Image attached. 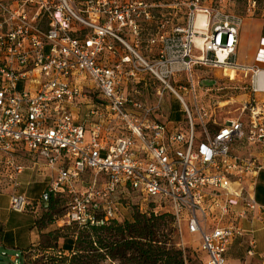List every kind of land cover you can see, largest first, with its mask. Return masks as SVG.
<instances>
[{
  "label": "built area",
  "instance_id": "2783aa9c",
  "mask_svg": "<svg viewBox=\"0 0 264 264\" xmlns=\"http://www.w3.org/2000/svg\"><path fill=\"white\" fill-rule=\"evenodd\" d=\"M204 3L0 0V153L11 160L28 150L54 172L32 201L18 191L23 168L13 165L11 211L46 210L53 195L66 198L62 222L99 226L118 218L113 196L129 188L150 198L154 213L171 214L179 231L198 234L205 264H228L240 221L256 209L251 177L264 167L254 155L264 152V37L251 66L237 63L245 14ZM248 3L247 14L257 10V0ZM202 69L251 74L238 115L217 121L227 101L205 111L215 85H202ZM166 91L181 105L184 131L155 118ZM84 97L100 102L88 127L76 112ZM4 257L24 264L21 251L0 245Z\"/></svg>",
  "mask_w": 264,
  "mask_h": 264
},
{
  "label": "rangeland",
  "instance_id": "374dc122",
  "mask_svg": "<svg viewBox=\"0 0 264 264\" xmlns=\"http://www.w3.org/2000/svg\"><path fill=\"white\" fill-rule=\"evenodd\" d=\"M249 0H205L206 5L210 6H224L225 8L234 10L236 12L241 13L245 17L243 19V25L241 27L240 33V42H239V51L237 52V63L242 65H249L253 60H251L252 50L254 47V37H256L261 29H264V0H257V10L246 13V9L248 7ZM249 31V32H248ZM248 32V33H247ZM253 36V37H252ZM197 78L200 79L202 85L209 86L213 83V80L216 82L215 89L211 92V94L203 96V104L205 106H209V108H205V111L210 115L212 112V106L217 105L219 102L227 101L221 110L216 111V119L217 121H224L226 118L234 117L238 115V108L241 103L245 100L246 94L249 89V82L251 74L247 75L244 72H236L231 69H226L225 73L230 76V80L228 77H224L220 70H199L197 71ZM91 96L93 100H98L99 96L96 91H91L87 94ZM168 101V102H167ZM201 103L200 96H198V104ZM174 111L176 114L184 118V114L181 110L180 103L175 99L174 95H170L168 91L164 93V99L161 104V113H156L155 118L160 120L161 122H165L164 116L168 114L170 110ZM195 114V112H193ZM209 118L206 119L208 122ZM184 125V121L182 123ZM185 127V125H184ZM14 162L16 164H20L24 167L23 175L21 176H30L34 180L42 178L41 175L36 171V166L33 167V160L31 157L20 153L15 155ZM39 167V162L36 163ZM32 168V169H29ZM12 168L10 165L6 164L5 159L0 156V202H5L8 200V196L13 191L12 183L8 178V174H10ZM52 170L46 172L45 179H48ZM42 180V179H41ZM83 184H87L90 180V176L86 175L83 178ZM27 181V180H26ZM37 183L32 184L28 188L22 186V190H24L28 196L37 197V194H34V191H37L39 185H43L42 181H37ZM62 199V198H61ZM113 201L117 204L118 219H131L132 215L140 210H145L150 207L151 199L145 197L144 194L131 190L129 188H119L117 192L113 196ZM65 202L66 198H63L60 203L56 204L55 207L47 212L46 210L39 209L37 215H35L37 220V227L39 229V233H37V241L38 245L34 247V252H28L24 256V264H69V261L73 254L77 253L76 256H79V252L77 248L73 251H64L61 247L64 238H72L75 239L76 235L79 233V230L70 227V225L62 222L63 215L65 213ZM13 212V211H12ZM16 213V212H15ZM25 214V213H19ZM31 214L30 211L27 212V215ZM251 213L249 212L245 218V226L249 229H255L256 225L251 224L250 222ZM210 225V223H209ZM177 234L174 236L171 235L172 240L176 241L178 244H183L186 249L187 258L185 260V264H205L204 256L197 249L198 240L195 239V236H190L186 231H179L177 229ZM248 233L250 236H254L256 240V256L258 258L260 255L259 252L264 251V238L261 237L260 233L257 231ZM165 234H168V231H164ZM78 245H76L77 247ZM80 246L85 247L87 249L86 252H80L82 255L77 257L72 264H83V262H89L91 264H118L117 261L105 257L102 258L95 250H92L87 243V240L84 237L80 238ZM50 247V248H49ZM237 242L231 247V253H236ZM8 255H13L16 251L20 252V248H14L11 246L5 247ZM0 264H13L7 257H4Z\"/></svg>",
  "mask_w": 264,
  "mask_h": 264
},
{
  "label": "trees",
  "instance_id": "16d2710c",
  "mask_svg": "<svg viewBox=\"0 0 264 264\" xmlns=\"http://www.w3.org/2000/svg\"><path fill=\"white\" fill-rule=\"evenodd\" d=\"M171 109L170 105V111L174 114L172 118L176 120L171 121L170 128L184 131L182 122L177 121L179 115ZM61 200V198L51 195L48 200L47 212ZM36 223V219L25 216L24 220L18 224L19 228L16 231L11 230V226L7 227L0 232L1 245L20 248L25 256L36 247H29L25 243V231L31 227H37ZM70 227L79 230V233L73 234L76 235L75 239L64 238L61 247L64 251H73L77 248L79 256H76L77 253L73 254L69 264L82 255L80 252L87 251L85 247L80 246L81 237H84L89 247L102 258L109 257L117 261L118 264H185L187 258L186 249L180 248L179 244L171 238L172 234L174 236L177 234L172 215L154 213L152 204L147 209L134 213L131 219L112 218L99 226L80 227L77 224H70ZM165 230L168 231V234L164 233ZM76 245L78 246L76 247ZM83 264L91 263L83 262Z\"/></svg>",
  "mask_w": 264,
  "mask_h": 264
},
{
  "label": "crops",
  "instance_id": "0c3cea01",
  "mask_svg": "<svg viewBox=\"0 0 264 264\" xmlns=\"http://www.w3.org/2000/svg\"><path fill=\"white\" fill-rule=\"evenodd\" d=\"M240 33H241V29L239 31V42H240ZM262 37H264V29H261L260 33L256 37H254V39H253L254 47H253L252 55H251V60H253V61L248 66H251L253 64V62H254V58H255L256 52H257V50H258V48L260 46V39ZM238 51H239V44H238V48H237V52ZM213 70H215V69H213ZM235 72L237 74V72H242V71L238 70V71H235ZM221 73H222V71H221ZM222 75H223V73H222ZM228 76L229 75H227V77ZM214 83H216V82L213 80V83L211 85H213ZM247 95L248 94H246V97H247ZM258 97L260 99H264V94H259ZM98 102L92 101L90 99V97H84V98H82L79 101L80 107H79L78 110H76V112L78 113L77 118L79 119V121L81 123L85 124L87 127H88V124L90 123V121L95 119V118H93L92 116L89 115V110L91 109V107L93 105L97 106ZM99 104H100V102H99ZM173 116H174V114H172L170 110H169L168 114L164 116L165 123H166V125L168 127H170L172 125L171 121H175L176 120V119L172 118ZM177 121H180V122L183 123L184 118L179 116ZM115 135H116V132L115 133H110L108 136L109 137H113ZM235 151L238 152V153H241L242 155H246L248 153V151L245 150L242 147H237L235 149ZM19 152L27 155L28 157H31L33 160L36 159V161L33 162L34 165H33L32 168H34L36 166L35 167L36 171L41 175L42 178H39L40 177L39 176L37 179L34 180L30 176L29 177L26 176V175L21 176V174L24 171V167L22 165L16 164L14 162L15 161L14 160L15 155L19 154ZM254 155H255V157H257V159L259 161L264 162V152H260V151L255 149L254 150ZM0 156H2L3 159H5L6 164L10 165L11 168L13 167V165L22 166L23 171L18 176V181H19L18 191L20 193H24L25 195H27V193L24 191L25 189L24 190L21 189L22 186H25L26 188H28L29 186H31L34 183L38 184L37 181H39V180H40V182L42 181V183H44L43 185H39V188H38L37 191L33 192L34 194H37L36 195L37 197L34 198V197H31V196L27 195V197L30 200H32V201H36V200L39 199V196H40L41 192L44 190L45 187H47L51 183L52 179L54 178V172H52V174L50 176H48L49 178L45 179V176L47 175L46 172L50 171L49 166L47 165V163H46V161L44 159L35 156L34 154L29 152L28 150H17V151H14L11 160L5 154H1L0 153ZM37 162H39V164H40L39 167L36 165ZM32 168H29V169H32ZM8 178H9V176H8ZM251 178L252 179L250 181L252 183L251 182H249V183H251L252 197L255 200L256 209L253 210V211H250V213H251L250 222H251V224L254 223V225H256V228L254 230L247 228L245 226V218L240 221L239 226L242 228L243 233H242L241 236H236L232 240L230 246L228 247V250L226 252V259H227V263L228 264H264V251L259 252L260 255L258 256V258H255V256H256V252H255L256 240H255L253 235L250 236L248 234V233H250L249 231H251V232L257 231V232L260 233L261 237L264 238V167L259 169L257 171V173ZM10 182H11V180H10ZM12 185H13V183H12ZM8 199H9V196H8ZM236 209L239 210L240 208L238 207ZM30 213L31 214L27 215V213L19 214V213L12 212L9 209L8 200L5 201V202H0V232L4 231L9 226H11L10 227L11 230L16 231L19 228L18 224L20 223V221L24 220L25 216H29V217H31L33 219H36L35 215H37V212L36 213L30 212ZM11 214H13V215H11ZM10 223H12V224L10 225ZM38 231L39 230L36 227H31L27 231H25V235H24L25 243L27 245H29V247L30 246H37L38 243H36V241H37L36 239H37V233H39ZM189 235L190 236L196 235L195 239L198 240L197 249H198L199 252H201L200 251V236L198 234H189ZM250 240L254 241L253 254L252 255H249L247 253V251L249 249V244L248 243H249ZM236 242H237L236 250H238V251H236V253L234 254L233 252L231 253L230 251H231V247ZM0 245H1V243H0ZM1 246H3V245H1ZM202 254H203L204 260H205V254L204 253H202Z\"/></svg>",
  "mask_w": 264,
  "mask_h": 264
},
{
  "label": "bare ground",
  "instance_id": "6f19581e",
  "mask_svg": "<svg viewBox=\"0 0 264 264\" xmlns=\"http://www.w3.org/2000/svg\"><path fill=\"white\" fill-rule=\"evenodd\" d=\"M205 25V16L203 13L199 12L198 17L196 19V27L205 30ZM196 40L197 42H201V39L199 37H197ZM259 76L264 77V73H261Z\"/></svg>",
  "mask_w": 264,
  "mask_h": 264
}]
</instances>
